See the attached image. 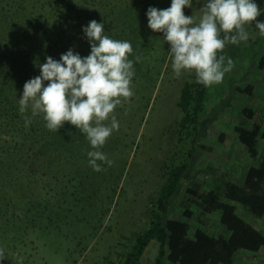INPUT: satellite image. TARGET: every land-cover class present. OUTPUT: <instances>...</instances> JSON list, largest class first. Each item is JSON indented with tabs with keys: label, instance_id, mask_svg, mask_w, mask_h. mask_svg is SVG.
Instances as JSON below:
<instances>
[{
	"label": "rangeland",
	"instance_id": "obj_1",
	"mask_svg": "<svg viewBox=\"0 0 264 264\" xmlns=\"http://www.w3.org/2000/svg\"><path fill=\"white\" fill-rule=\"evenodd\" d=\"M200 3L193 0V8H185V15L195 14L198 20ZM170 5L171 0H130L129 8L122 3L116 16L105 20L111 27L105 30L110 37L132 44L129 59L135 69L132 96L121 98L114 110L119 130L100 149L113 161L112 166L105 163L101 172L94 171L87 156L94 149L85 135L65 122L53 134L72 129L82 140L68 147L59 138L49 144L41 142L35 166L24 177L19 170L7 174L0 168L2 264H120L132 244L129 238L135 239L136 233L147 228L163 184L182 166L187 171L168 206L167 218L185 220L191 235L197 229L212 236L226 234L219 214L202 212L190 190L206 193L228 180L244 182L249 167L246 150L237 140L227 146L219 139L223 134L236 135L235 127L246 107L264 124V69L260 68L264 36L246 26L247 42L226 45L223 55L233 60L232 70L221 83L207 88L204 109L196 122L182 126L185 114L178 103L185 84L196 83V77L194 73L175 76L170 45L162 33L148 28L146 16L149 7ZM81 44L83 53H88L84 34ZM250 85L254 88L251 95L239 91ZM259 147L264 157V141L260 140ZM11 152L15 156V148L6 154ZM3 155L5 147H0ZM5 190L15 193L16 201H5ZM187 209L192 218L184 217ZM158 249L152 241L140 264H154Z\"/></svg>",
	"mask_w": 264,
	"mask_h": 264
},
{
	"label": "trees",
	"instance_id": "obj_2",
	"mask_svg": "<svg viewBox=\"0 0 264 264\" xmlns=\"http://www.w3.org/2000/svg\"><path fill=\"white\" fill-rule=\"evenodd\" d=\"M129 1L0 0V147H5V156H0V168H5V173L19 170L22 177L29 174L35 166V156L41 153L36 149L41 142L49 144L59 138L68 147L71 142L82 140L72 129L53 134L41 114L33 117L31 125L25 127L24 115L31 116V111L21 114L18 99L22 96L25 80L40 75L38 65L46 62V56L59 60L69 49L81 56L89 55L90 45L89 52L83 53L82 27L96 20L104 23L105 30H111L106 18L115 17L122 3L129 8ZM257 3L264 9V0H257ZM121 9L124 11V7ZM258 19L264 20V14ZM249 27L259 31L254 22ZM260 68L264 69V58ZM207 88L198 83L185 84L178 103L185 114L182 126L198 119L204 109ZM253 89L250 85L239 91L251 95ZM239 121L236 135L228 138L223 134L219 141L228 146L237 140L246 150L249 167L243 184L228 180L219 189L206 193L190 190L202 212L219 214L226 234L212 236L197 229L191 235L185 220L167 218L168 206L175 199L187 171V166H182L163 184L147 228L136 233L135 239L129 238L132 244L120 264H140L152 241L159 245L154 264H233L240 252L258 253L264 249V231L256 228H264V157L259 147L260 140L264 141V128L257 113L248 107L241 111ZM13 148L15 156L12 152L6 154ZM13 195L15 193L5 190V201H16ZM183 214L187 219L193 217L189 209Z\"/></svg>",
	"mask_w": 264,
	"mask_h": 264
},
{
	"label": "clouds",
	"instance_id": "obj_3",
	"mask_svg": "<svg viewBox=\"0 0 264 264\" xmlns=\"http://www.w3.org/2000/svg\"><path fill=\"white\" fill-rule=\"evenodd\" d=\"M200 4L198 20L195 14L186 16L184 12L193 8V0H171L165 9L149 7L146 16L148 28L162 33L163 41L170 45L175 76L194 73L196 83L211 87L221 83L234 66L231 57L222 54L228 43L247 42L246 26L253 22L264 36V20L258 19L264 9L257 0H202ZM82 32L90 45L89 55L69 49L59 60L46 56V62L38 65L40 75L24 84L19 112L31 111V116L24 115L25 127L41 113L49 130L58 131L65 122L74 125L94 149L87 152L89 166L101 172L103 164H113L100 149L119 130L114 110L121 98L133 94L135 69L129 59L133 47L129 41L110 37L104 23L96 20L83 26ZM109 119L110 125L105 124Z\"/></svg>",
	"mask_w": 264,
	"mask_h": 264
},
{
	"label": "crops",
	"instance_id": "obj_4",
	"mask_svg": "<svg viewBox=\"0 0 264 264\" xmlns=\"http://www.w3.org/2000/svg\"><path fill=\"white\" fill-rule=\"evenodd\" d=\"M261 108H263V111H264V107H261ZM261 113H263V112H261ZM262 125L264 128L263 123H262ZM250 223H252V222L250 221ZM217 226L220 229V226L219 225H217ZM256 228L259 231H262V232L264 231L263 227L257 226ZM233 264H264V249H262L258 253L240 252L235 256Z\"/></svg>",
	"mask_w": 264,
	"mask_h": 264
}]
</instances>
